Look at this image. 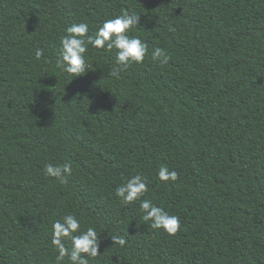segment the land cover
Masks as SVG:
<instances>
[{
    "label": "trees",
    "instance_id": "trees-1",
    "mask_svg": "<svg viewBox=\"0 0 264 264\" xmlns=\"http://www.w3.org/2000/svg\"><path fill=\"white\" fill-rule=\"evenodd\" d=\"M124 13L143 63L117 79L115 50L89 45L80 76L56 67L68 26ZM47 163H71L66 184ZM136 174L148 191L124 205ZM142 199L180 231L152 229ZM65 215L98 234L89 264H264V0H0V264H70L51 244Z\"/></svg>",
    "mask_w": 264,
    "mask_h": 264
},
{
    "label": "clouds",
    "instance_id": "clouds-1",
    "mask_svg": "<svg viewBox=\"0 0 264 264\" xmlns=\"http://www.w3.org/2000/svg\"><path fill=\"white\" fill-rule=\"evenodd\" d=\"M139 16L124 13L106 19L95 30L94 35H88L89 25L86 22L72 24L65 29V34L60 39L59 54L56 58V67L68 74L72 79L86 70L85 55L89 45L93 48L104 49L108 52L115 50L116 67L111 70V76L120 78V73L130 64L144 62L148 54V44L139 37L130 35V30L137 26ZM43 55V50L38 49L36 56ZM153 62H167L168 55L165 49L154 47L151 52ZM72 170L71 163L53 164L44 166V173L55 178L59 183H67V175ZM157 178L163 182L176 181L178 172L169 170L161 165L157 170ZM148 191L146 178L140 174L130 177L125 183L116 187L115 196L124 205L140 199ZM142 219L150 222L154 230H163L168 235H175L181 229L180 218L171 215L164 208L153 204L148 199L140 200ZM51 244L57 251L56 260L61 262L67 257L70 264H89L90 258L99 256L98 234L93 227L81 230V222L74 215H65L55 220L52 225ZM114 245L124 247L127 243L123 236L111 237ZM70 243V248L66 246ZM86 254V255H85Z\"/></svg>",
    "mask_w": 264,
    "mask_h": 264
}]
</instances>
